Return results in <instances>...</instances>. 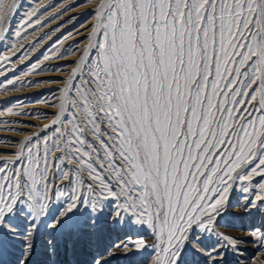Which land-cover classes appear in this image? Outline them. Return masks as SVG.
<instances>
[{
  "label": "snow or ice",
  "instance_id": "snow-or-ice-1",
  "mask_svg": "<svg viewBox=\"0 0 264 264\" xmlns=\"http://www.w3.org/2000/svg\"><path fill=\"white\" fill-rule=\"evenodd\" d=\"M44 7L25 12L15 38L42 24ZM19 8L0 0V40ZM87 38L61 90L54 149L41 155L27 136L0 161V264H81V253L110 264L149 248L151 264H228L226 249L246 242L218 231L241 215L230 207L259 216L253 239L264 240V0H98ZM85 71L69 130L61 116ZM65 157L61 188L49 172ZM213 234L225 250L204 243Z\"/></svg>",
  "mask_w": 264,
  "mask_h": 264
},
{
  "label": "rangeland",
  "instance_id": "rangeland-1",
  "mask_svg": "<svg viewBox=\"0 0 264 264\" xmlns=\"http://www.w3.org/2000/svg\"><path fill=\"white\" fill-rule=\"evenodd\" d=\"M97 2L98 0H92V3H86L85 0H19L20 8L11 19V30L3 40H0V161L11 159L13 154L19 151L20 142L27 136H32V145L39 143L41 155H43L45 143L54 149L53 139H60L56 129L61 128L63 131L61 124H52L60 111L61 90L65 87V81L68 80L77 58L83 54L84 47L89 43L87 37L91 29L77 40L71 39L82 33L83 31L78 32L77 30L90 20L93 19L92 24L94 23V8ZM40 4L45 6L39 14L43 18L42 24L27 28L26 31H22L20 38H15L13 34L25 12L31 11ZM90 5L94 6L90 9L78 10L76 14L67 15L74 9ZM66 24H69V27L57 33ZM13 44L16 45L15 49L12 48ZM13 52L15 55L12 54ZM5 56H8L9 60L5 61L3 59ZM45 56L48 59H45ZM95 56L96 51L92 49L91 59L94 60ZM59 60L62 62L55 63ZM34 65L36 67L33 69ZM86 78V71L83 77L77 73L73 81L74 87L69 92L65 112L61 116L63 125L69 130V121L73 119L72 114L77 111L72 107V97L76 95V86ZM9 80H12L13 84H9ZM9 108L12 109L13 114L8 113ZM45 125H50V127L45 129ZM54 154L56 157L64 155L61 152ZM49 163L53 164L51 155ZM55 165H59V169ZM72 170L73 166L67 162V157L63 160L57 159L50 169L49 179L61 188H67V183L59 179V176L62 171L71 172ZM260 179V177H255L254 185L258 184ZM242 195L239 191L233 192V203L239 201L242 205L243 200L240 199ZM52 205L53 209L58 207L55 198L52 200ZM229 212L241 213V215L235 217L225 215L219 221L218 231L235 237H243L246 242L239 244L238 253H233L231 248L226 249L228 264H260L264 259V240L253 239V229L261 226L260 217L253 219L248 215H243L242 207H230ZM140 234L144 235L149 243L153 242L154 237L150 229L145 228ZM217 239L214 234L205 236L204 243L211 250V246L217 245ZM112 241H117L116 235H112L108 243ZM224 244L225 242L220 240L217 247L223 251L225 250ZM111 251H117V249H111ZM122 253L123 250H120L118 255L110 260V264H129V260L132 264H151L154 256L150 248L127 258L123 257ZM69 259H72L71 254H69ZM76 259L81 264H85L90 257L86 253H81Z\"/></svg>",
  "mask_w": 264,
  "mask_h": 264
},
{
  "label": "bare ground",
  "instance_id": "bare-ground-1",
  "mask_svg": "<svg viewBox=\"0 0 264 264\" xmlns=\"http://www.w3.org/2000/svg\"><path fill=\"white\" fill-rule=\"evenodd\" d=\"M94 5H90L89 7H87V6H85V7H81V8H78V9H74V10H72L71 12H69L67 15H71V14H73V13H75L76 14V12L78 11V10H84V9H90L91 7H93ZM93 11V10H92ZM92 22H93V19L92 20H90L88 23H86L84 26H82L81 28H79L77 31L78 32H81V31H83L82 33H80L77 37L75 36L73 39H71V40H77L78 38H80L81 36H84L85 34H87L89 31H90V25L92 24ZM69 24H66L64 27H61L60 29H59V31L57 32V33H59L60 31H62V30H64L65 28H67V27H69L68 26ZM56 33V34H57ZM63 60V59H62ZM62 60H59V61H56L55 63H57V62H62ZM49 76V75H48ZM54 85H56V84H54Z\"/></svg>",
  "mask_w": 264,
  "mask_h": 264
}]
</instances>
